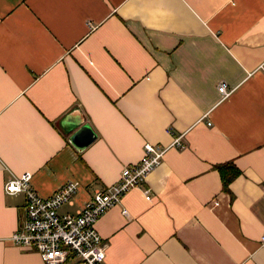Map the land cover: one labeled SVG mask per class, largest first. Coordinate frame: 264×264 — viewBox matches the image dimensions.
<instances>
[{"label": "crops", "instance_id": "0c3cea01", "mask_svg": "<svg viewBox=\"0 0 264 264\" xmlns=\"http://www.w3.org/2000/svg\"><path fill=\"white\" fill-rule=\"evenodd\" d=\"M146 142L162 163L95 224L106 264H264V0H0V264H45L10 241L26 202L7 179L76 181L74 214Z\"/></svg>", "mask_w": 264, "mask_h": 264}, {"label": "built area", "instance_id": "2783aa9c", "mask_svg": "<svg viewBox=\"0 0 264 264\" xmlns=\"http://www.w3.org/2000/svg\"><path fill=\"white\" fill-rule=\"evenodd\" d=\"M217 90L223 96L229 93L224 81L218 83ZM171 145L183 147L179 138ZM166 150L167 146L144 143L138 162L124 166L115 184L104 191L96 190L74 214H60L58 211L65 203L74 201L79 189L76 181L69 180L50 196L42 197L33 188L29 172L7 179L4 192L23 193L26 202L24 226L12 232L10 241L23 250L36 251L45 264H67L70 256L84 264H106L108 243L98 233L96 222L110 207L120 203L131 188L145 182L162 163ZM145 198L151 200V195L145 192ZM122 213L127 214L125 209Z\"/></svg>", "mask_w": 264, "mask_h": 264}, {"label": "trees", "instance_id": "16d2710c", "mask_svg": "<svg viewBox=\"0 0 264 264\" xmlns=\"http://www.w3.org/2000/svg\"><path fill=\"white\" fill-rule=\"evenodd\" d=\"M215 169L219 172L222 189L227 191L231 181L241 174V170L233 162L216 164Z\"/></svg>", "mask_w": 264, "mask_h": 264}, {"label": "water", "instance_id": "95a60500", "mask_svg": "<svg viewBox=\"0 0 264 264\" xmlns=\"http://www.w3.org/2000/svg\"><path fill=\"white\" fill-rule=\"evenodd\" d=\"M92 135L89 125L84 124L72 132L70 140L74 145L82 147L90 141Z\"/></svg>", "mask_w": 264, "mask_h": 264}]
</instances>
